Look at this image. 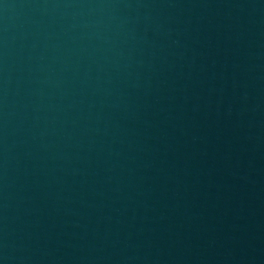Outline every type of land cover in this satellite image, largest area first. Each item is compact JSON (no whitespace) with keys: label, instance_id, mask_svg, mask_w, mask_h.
<instances>
[{"label":"water","instance_id":"1","mask_svg":"<svg viewBox=\"0 0 264 264\" xmlns=\"http://www.w3.org/2000/svg\"><path fill=\"white\" fill-rule=\"evenodd\" d=\"M0 264H264V0H0Z\"/></svg>","mask_w":264,"mask_h":264}]
</instances>
